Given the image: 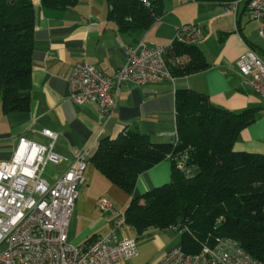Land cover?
Returning <instances> with one entry per match:
<instances>
[{
    "label": "crops",
    "instance_id": "obj_1",
    "mask_svg": "<svg viewBox=\"0 0 264 264\" xmlns=\"http://www.w3.org/2000/svg\"><path fill=\"white\" fill-rule=\"evenodd\" d=\"M31 2L36 24L30 108L22 113H4L0 92V162L11 159L20 138L47 146L49 139L41 134L43 130L57 135L54 151L62 158L57 165H47L43 178L48 183H54L73 165L76 154H85L84 184L70 219L69 243L89 244L110 231L111 216L100 211L101 199H108L124 213L133 197L171 182L172 163L166 159L138 176L131 196L100 174L91 158L101 139L114 138L123 131L144 134L156 144L172 143L177 90L200 93L211 105L234 113L257 108L256 120L238 134L233 149L264 156V98L248 87L236 67L249 48L264 61V38L258 36V24L243 3L235 13H227L220 1L170 0L167 4L162 0V16L147 31L135 35L120 31L107 18L105 0H78L74 7L59 12L42 9L40 0ZM184 25L201 27L202 39L196 46L207 69L144 86L124 83L107 119L99 118L95 104L78 106L70 99L69 77L77 62L83 60L105 75H113L122 64L126 46L143 38L147 44L167 47ZM128 230L123 232L133 239ZM164 232L144 234L155 237L136 244L137 256L125 264H153L167 250ZM120 235L126 237L122 232Z\"/></svg>",
    "mask_w": 264,
    "mask_h": 264
},
{
    "label": "trees",
    "instance_id": "obj_2",
    "mask_svg": "<svg viewBox=\"0 0 264 264\" xmlns=\"http://www.w3.org/2000/svg\"><path fill=\"white\" fill-rule=\"evenodd\" d=\"M78 0H40L41 8L64 11ZM107 18L118 29L140 35L163 14L162 0H105ZM36 9L31 0H0V92L4 113L30 108V74ZM165 59L173 77L207 69L196 45L175 39ZM257 108L234 113L211 105L190 90L175 94L177 141L156 144L141 133L123 131L100 140L91 158L96 170L129 195L138 176L163 160L172 163L170 183L133 197L124 211L137 239L175 227L180 247L197 253L217 239L236 242L264 264V156L233 149L238 134L257 118Z\"/></svg>",
    "mask_w": 264,
    "mask_h": 264
},
{
    "label": "built area",
    "instance_id": "obj_3",
    "mask_svg": "<svg viewBox=\"0 0 264 264\" xmlns=\"http://www.w3.org/2000/svg\"><path fill=\"white\" fill-rule=\"evenodd\" d=\"M141 1L149 6L147 0ZM214 1L223 2L227 13H235L243 3L258 24V36L264 38V0ZM201 39L199 25L181 26L175 37L186 45H197ZM167 48L140 38L124 48L122 64L113 75L83 60L77 62L69 77L70 99L78 106L93 103L99 118H109L122 84L144 86L173 80L165 59ZM236 67L248 87L264 98V61L258 54L247 49ZM41 134L49 139L47 146L20 138L11 159L0 162V264H125L136 257L135 240L120 235L127 229L124 213L105 198L99 201V209L111 216L110 231L89 244L68 242L70 219L84 184L85 154H76L73 165L50 184L43 178L46 167L62 158L54 151L57 135L50 130ZM153 264L261 263L236 242L217 239L213 245L203 244L195 254L185 253L178 245Z\"/></svg>",
    "mask_w": 264,
    "mask_h": 264
},
{
    "label": "rangeland",
    "instance_id": "obj_4",
    "mask_svg": "<svg viewBox=\"0 0 264 264\" xmlns=\"http://www.w3.org/2000/svg\"><path fill=\"white\" fill-rule=\"evenodd\" d=\"M169 1L170 0H166L165 3L168 4ZM124 232L122 231V234L127 237V233H124ZM129 232H130V236L133 237V239L135 240V242H136L137 245H139V244H141L143 242H146L147 240H151V239H153L155 237L154 235H150V236H141V237H139L137 239V237H135L134 234L131 231H129ZM163 238L164 239H167V244L165 245V246H167V250L164 251V253L161 254L156 260H158L162 255H164L169 250H171L174 247L178 246L180 244V240H181L180 233L179 232H176V231H171V230L165 231L164 234H163Z\"/></svg>",
    "mask_w": 264,
    "mask_h": 264
},
{
    "label": "bare ground",
    "instance_id": "obj_5",
    "mask_svg": "<svg viewBox=\"0 0 264 264\" xmlns=\"http://www.w3.org/2000/svg\"><path fill=\"white\" fill-rule=\"evenodd\" d=\"M88 104H90V103H88ZM91 104H93V103H91Z\"/></svg>",
    "mask_w": 264,
    "mask_h": 264
}]
</instances>
